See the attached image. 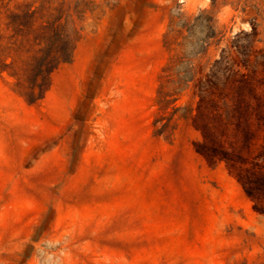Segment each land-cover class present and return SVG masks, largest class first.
Masks as SVG:
<instances>
[{
    "label": "rangeland",
    "instance_id": "374dc122",
    "mask_svg": "<svg viewBox=\"0 0 264 264\" xmlns=\"http://www.w3.org/2000/svg\"><path fill=\"white\" fill-rule=\"evenodd\" d=\"M90 1L40 102L0 72V264H264V0Z\"/></svg>",
    "mask_w": 264,
    "mask_h": 264
},
{
    "label": "trees",
    "instance_id": "16d2710c",
    "mask_svg": "<svg viewBox=\"0 0 264 264\" xmlns=\"http://www.w3.org/2000/svg\"><path fill=\"white\" fill-rule=\"evenodd\" d=\"M95 8L90 0H0V52L6 55L0 72L14 80V92L28 105L40 102L50 89L52 74L72 61L80 39L78 23ZM170 33L164 42L170 57L159 76L152 122L153 134L165 139H171L178 127L182 116L177 102L192 81L178 70L176 41L181 33Z\"/></svg>",
    "mask_w": 264,
    "mask_h": 264
}]
</instances>
